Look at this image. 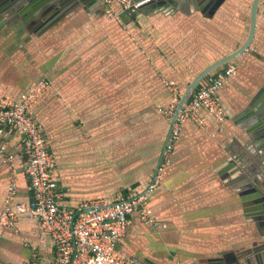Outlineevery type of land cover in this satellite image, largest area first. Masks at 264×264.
<instances>
[{
	"label": "crops",
	"instance_id": "0c3cea01",
	"mask_svg": "<svg viewBox=\"0 0 264 264\" xmlns=\"http://www.w3.org/2000/svg\"><path fill=\"white\" fill-rule=\"evenodd\" d=\"M251 4L224 0L211 17L195 5L170 4L129 14L126 22L115 7L118 18L79 5L40 35L0 10V96L17 100L36 81H48L30 111L47 138L62 206L113 202L147 188L171 127L159 110L171 102L167 83L183 92L207 66L236 51L249 31ZM231 62L236 73L218 92L225 120L218 123L204 109L203 125L188 120L147 199L155 223L136 212L128 216L116 250L139 264H204L264 240V226L247 216L242 182L230 183L226 169L230 161L250 165L246 159L257 152L245 133L254 122L244 111L251 103L254 114L264 113V0L252 41ZM0 146L1 213L13 173V205L31 194L19 135L0 128ZM53 258L52 238L37 219L20 216L5 228L0 264Z\"/></svg>",
	"mask_w": 264,
	"mask_h": 264
},
{
	"label": "built area",
	"instance_id": "2783aa9c",
	"mask_svg": "<svg viewBox=\"0 0 264 264\" xmlns=\"http://www.w3.org/2000/svg\"><path fill=\"white\" fill-rule=\"evenodd\" d=\"M110 5L109 15L116 18L114 4L128 14L147 0H106ZM120 11V13L122 12ZM237 67L228 62L207 74L181 105L171 124L164 150L147 188L140 193L130 192L113 202L102 199L86 201L76 209L62 206L57 191V182L52 175L54 160L40 123L31 114V105L48 88L46 79L30 85L17 100L0 96V128L20 137V149L24 156L23 171L29 180L30 199L13 205L16 178L13 173L7 187L0 213V239L5 228L12 227L17 218L28 216L37 219L42 230L50 235L54 245V258L50 264H139L116 250L118 240L125 233L128 216L138 213L145 223H155L147 207L149 194L160 183L170 164L174 143L188 120L203 125L199 111L204 109L218 123H222L226 110L218 96L226 80L236 73ZM172 84V83H170ZM172 107L175 111L181 94L172 89ZM171 119L174 112L170 111ZM4 153V147L0 146ZM7 155L6 160L11 161Z\"/></svg>",
	"mask_w": 264,
	"mask_h": 264
},
{
	"label": "water",
	"instance_id": "95a60500",
	"mask_svg": "<svg viewBox=\"0 0 264 264\" xmlns=\"http://www.w3.org/2000/svg\"><path fill=\"white\" fill-rule=\"evenodd\" d=\"M139 2L143 0H133ZM224 0H147L134 10V14L147 13L155 9L164 8L171 5H195L207 17H211ZM2 7L0 10L7 13L8 17L19 19L25 28L40 35L55 25L73 8L79 5H85L90 9L102 8L107 11L110 5L106 0H0ZM259 0H252L250 9L249 31L244 43L233 53L215 61L202 70L193 81L187 86L180 96L175 108L171 124L174 122L178 111L189 94L200 84L202 79L220 66L233 61L237 55L242 53L252 41L255 23L256 11ZM128 16L127 10L121 12V20L126 22ZM250 106L244 112L251 114L252 123L245 129V133L255 146L253 155L248 156L246 161L252 160V163L234 165L233 161L227 163L226 169L231 170L228 173L230 183L242 182L239 185L238 192L243 197L244 206H246L247 216H252L257 221L256 225L264 226V113L254 114ZM251 110V111H250ZM257 115V116H256ZM258 126V127H255ZM255 128L257 130H255ZM263 235V234H262ZM204 264H264V240L257 241L253 245L244 247L236 253H228L219 258L206 261Z\"/></svg>",
	"mask_w": 264,
	"mask_h": 264
},
{
	"label": "rangeland",
	"instance_id": "374dc122",
	"mask_svg": "<svg viewBox=\"0 0 264 264\" xmlns=\"http://www.w3.org/2000/svg\"><path fill=\"white\" fill-rule=\"evenodd\" d=\"M117 10L119 11H122L121 8L119 7V5H116L114 4L113 5ZM134 14V13H133ZM172 82H168L167 83V86H168V89L170 90V93H171V102L169 104V106L167 108H160L159 110L163 113V115L165 116V118L168 120V121H171V114H170V111H173L174 112V109L171 108L172 107V101H173V96H172V89H175L177 92H179L180 94H182L183 92H181L173 83L170 84ZM199 85V84H198Z\"/></svg>",
	"mask_w": 264,
	"mask_h": 264
}]
</instances>
